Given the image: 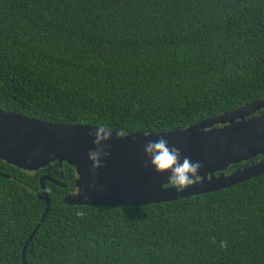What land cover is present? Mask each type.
<instances>
[{
	"label": "trees",
	"instance_id": "1",
	"mask_svg": "<svg viewBox=\"0 0 264 264\" xmlns=\"http://www.w3.org/2000/svg\"><path fill=\"white\" fill-rule=\"evenodd\" d=\"M263 96L264 0H0V108L126 134ZM42 174L69 185L45 181L28 264H264V173L173 201L87 206L63 202L76 190L68 163L4 160L0 264H24Z\"/></svg>",
	"mask_w": 264,
	"mask_h": 264
},
{
	"label": "water",
	"instance_id": "2",
	"mask_svg": "<svg viewBox=\"0 0 264 264\" xmlns=\"http://www.w3.org/2000/svg\"><path fill=\"white\" fill-rule=\"evenodd\" d=\"M98 125L59 123L0 108V160L17 168L37 172L57 161L75 168L76 190L63 198L69 205L138 206L178 200L216 191L244 182L264 173V159L239 167L226 174L232 164L264 154V96L253 99L225 113L183 128L118 134L99 146L107 156L101 166L92 167L89 150H97L91 135ZM165 138L194 162H200L198 182L178 190L169 186L168 173H157L144 155L148 140ZM220 174H216L219 173ZM9 177L8 175H5ZM62 184L42 174L39 197L46 207L23 247V263L29 241L44 221L50 199L45 181Z\"/></svg>",
	"mask_w": 264,
	"mask_h": 264
},
{
	"label": "clouds",
	"instance_id": "3",
	"mask_svg": "<svg viewBox=\"0 0 264 264\" xmlns=\"http://www.w3.org/2000/svg\"><path fill=\"white\" fill-rule=\"evenodd\" d=\"M112 132L111 127L98 125L97 130L91 133L95 137L93 143L97 146V150H89L88 158L94 169L100 167L102 157L108 155L99 146L103 141L110 139ZM153 132L152 128H146L143 134L148 137ZM143 151L148 158V163L157 173L169 174L166 182L169 186L183 190L198 182L200 162H194L187 156H182L181 150L175 146H170L169 142L162 136L156 140H148L144 144Z\"/></svg>",
	"mask_w": 264,
	"mask_h": 264
},
{
	"label": "flooded vegetation",
	"instance_id": "4",
	"mask_svg": "<svg viewBox=\"0 0 264 264\" xmlns=\"http://www.w3.org/2000/svg\"><path fill=\"white\" fill-rule=\"evenodd\" d=\"M263 155H264V154H263ZM259 156H261V155H259ZM259 156L255 157V158H251V159L246 160V161H242V162L237 163V164H232V165L234 166V168H230V166H232V165H230V166L227 168V170L225 171V173H226V174L231 173L232 171H234L235 169H237V168H239V167H245L246 165H250V164H252V163H256V162H258V161L264 159V157H262V158H258ZM216 174L218 175V174H220V172H219V173H216Z\"/></svg>",
	"mask_w": 264,
	"mask_h": 264
}]
</instances>
